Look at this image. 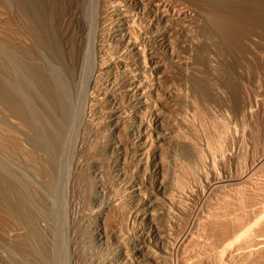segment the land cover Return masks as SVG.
I'll list each match as a JSON object with an SVG mask.
<instances>
[{
	"label": "bare ground",
	"instance_id": "obj_1",
	"mask_svg": "<svg viewBox=\"0 0 264 264\" xmlns=\"http://www.w3.org/2000/svg\"><path fill=\"white\" fill-rule=\"evenodd\" d=\"M259 1L261 0H182V2L176 0H100L96 1L97 3L94 1L95 5L92 7L93 0H91L90 10L91 12L95 11L96 14L95 33L92 35L93 39H91L90 44L92 56L88 69L85 51L81 56L82 59L76 60L79 63L75 67L77 68V81L75 84L72 81L75 85H73V92L69 89L73 87L69 81L65 82L68 83L66 86L62 82L63 79L61 81L59 78L56 79L49 70L47 74L45 72V76L39 74L42 73L40 72L41 69L35 70L37 68L33 66L34 69L31 66L32 63H29V58L28 60L24 59V62L22 53L28 54L29 52L30 54L31 46L26 45L29 47V51L24 46L25 44L23 45L26 43L25 38L27 37L21 33L23 27H20L23 17L22 12L17 9L18 12L16 11L15 17L13 16L16 25H12L11 51L6 50L7 47L2 45V43L5 44L3 41L6 39L2 42L0 40V205L8 212L7 215L9 216L5 213L4 215L6 217L12 216L16 222V226L11 222L16 227L13 229L12 235H15L17 239L22 234L25 236L23 240L25 239L26 243L21 238L26 246L21 247L22 250L24 248L22 252L27 249L28 253L35 249L40 255L43 251L38 248L40 245L47 250V264H55L57 254L55 241L61 237L60 233L57 232L58 223L61 222L60 226L63 225L61 213L64 212L65 220L71 230L70 242L75 258L78 257L79 253V228L84 216L96 215L97 241L118 243L106 257L89 264H166V261H170L171 264H178V262L188 264L190 259H194L191 264H254L250 261L264 256V196L262 197L260 194L263 188L261 184L254 182L247 186L250 189H246L243 187V177H232L230 173L233 167L221 160V145L218 153L216 151L210 159L206 160L199 145L192 141L190 144L187 143L191 145L192 151L190 152L185 146L186 143L185 145L180 144L181 140L177 137L178 134L176 135L174 132L176 128L174 129V126L173 128H171L172 126L168 127L170 120L173 121L175 127L179 118L178 122L187 121L185 118V120L181 119L182 115L178 119V116L171 118L173 107L178 99L182 98L191 104L201 117L204 116L203 111L208 109L206 107H210L211 103L214 102L209 100L210 95H213L211 98H217L221 106L224 89H228L226 84L221 86L222 81L218 80L219 82L216 81L215 87L211 86L213 89L209 87L215 92L209 94L208 92L211 90L207 91L208 89H205L202 82L189 76L190 73L195 74L193 73L194 70L197 72L199 69L197 66L200 65L199 62L197 66L195 65L197 64L195 49L196 51L198 49L196 29L201 23V17L208 21L210 25L208 26L210 30L212 29L213 35L219 38L223 34L222 36L228 39L233 32H235L234 36L237 33H239L238 36L242 33H251L250 43H248L257 46V48H264V23L261 22V19L258 20L260 17L256 16L257 11L252 8V5H258ZM248 5L251 6V9ZM22 20L25 22L24 28L30 33L29 36L36 35L35 38L39 36L41 31H38L39 26L36 25V28L32 23H27L25 19ZM206 22L202 21L207 25ZM12 24L14 23L12 22ZM1 32H3L2 29H0ZM47 38L51 40L49 37ZM26 44L29 45V43ZM79 47L77 50L80 49ZM65 48L67 49V47ZM47 49L50 53L53 50L50 45ZM62 50L64 51V49ZM73 50L75 51V49ZM53 55L55 56V54ZM208 56L209 60H206L208 62L206 65L212 69L216 68L217 55ZM208 56L206 57L208 58ZM42 57L44 56L42 55ZM77 58L79 59V57ZM70 62L72 61H69L68 64ZM39 63L41 62L39 61ZM49 67L52 70L55 66ZM4 68L8 69L10 78H7L8 72L6 74ZM261 68L263 71V62ZM204 70L206 71V69ZM176 72H184L183 78L181 77L182 80L178 79L180 82L176 80L178 83L172 80ZM74 73L76 74V71ZM32 74L35 75L37 82L42 81L44 97H40V93L39 96L35 97L37 91L34 89L32 93L36 99L27 95L30 94L33 87V83L30 84L33 81L30 82L28 78ZM73 78L70 77V79ZM221 87H224L223 90ZM37 99L40 101L39 103H42L39 106L43 109L37 107V104L36 106L35 104L32 105L31 101ZM184 105L186 106V104ZM232 112L237 113L234 109ZM210 114L212 115V113ZM239 114L242 117L250 118L252 110L249 108L240 109ZM102 128L112 129L115 133L113 139L110 138L111 141L105 142L106 145L103 144L104 141L102 142L107 148L106 151H110L115 156L113 158L115 164L112 165L115 167H112L114 168V172L112 171L113 181L107 190V187L103 190L97 186L98 183L95 185L99 192H97V188H89L91 191H89L88 200L83 201L85 204L82 202L81 208L78 200V204L77 202L75 204L79 205L78 208L74 205L75 202L72 203V200L74 201L80 192L77 185L79 179L77 178L89 169L85 170L88 166H82L84 158L80 162L77 160L79 158L77 154L76 161L73 159L72 162L69 159L71 156L69 155V158L66 156L69 154V150H73L74 153L72 152V154L77 153L75 151L81 152L83 150L82 152H84V149H87L86 145H88L85 142V139L88 138H86V134L87 136L89 134L88 131L98 133ZM111 133L112 131H110ZM93 138L95 139V137ZM183 140L185 141V139ZM189 141L187 139V142ZM179 146L182 148L181 150H178ZM167 150L170 151V155L177 157L175 159H178L177 165L181 170H178L180 174H177L176 182L172 184L171 188L167 186L163 177L165 159L168 157ZM231 155L232 153L226 155V159H229ZM66 158L71 164L74 161L72 168H70ZM107 163L110 164L109 161ZM41 167L45 174V179L43 178L45 192L40 195L37 193V195L38 198L44 195V202L39 199L45 204L41 203L44 206L42 208L39 205L36 207L31 198V193H33L31 191L37 186L35 175ZM83 167H86L84 171H82ZM89 167L91 168V166ZM99 169L101 170L100 166ZM109 169L112 170L110 166ZM93 170L95 171V169ZM90 171L94 173L92 170ZM90 171L88 173L92 175ZM105 173L110 172L105 171ZM85 174V178L89 176ZM90 178H86V181L88 182ZM98 179L96 181L100 180ZM91 180L89 181L90 184L94 183ZM226 181L234 184L235 193L229 196L223 195L222 199L220 194V196L217 195L214 204H220L217 208L221 211H215L211 204H207L206 211L202 209L200 211L201 216L195 219V224H192L194 216L189 213V210L195 209L205 199V196L212 192V189ZM84 185L85 190L87 187ZM87 192L86 196L89 193ZM33 194H35V190ZM101 195H104L105 198ZM102 198H104V203ZM37 202L36 204H38ZM177 202L184 203L185 206H179ZM64 205H66V209ZM34 217L35 219L38 218V223L35 222V224L37 223V228L36 226L35 228L38 231L34 228ZM110 218L111 221L108 225L107 221ZM183 226L185 233H190L191 237L194 235L203 245L201 247H205V250L200 247L188 253H186L187 250H182L181 254L172 250L169 243L174 240V231ZM21 227L25 232L21 230ZM61 228L63 227H59V230ZM38 232H42L44 235L43 237L41 234L43 240L40 239L42 237ZM58 235L60 236L58 237ZM239 235L242 242L237 240ZM32 238L37 239V244ZM17 239L15 240L17 241ZM21 240H18L19 243H22ZM19 245L17 243V247ZM15 246L13 244L12 247ZM14 249L12 250L14 251ZM24 254L26 255V252ZM30 255L29 253L27 257ZM24 259L26 258L22 260ZM27 261L29 264V260ZM14 262L11 263L19 264L18 261ZM256 263H258L257 260Z\"/></svg>",
	"mask_w": 264,
	"mask_h": 264
},
{
	"label": "rangeland",
	"instance_id": "obj_2",
	"mask_svg": "<svg viewBox=\"0 0 264 264\" xmlns=\"http://www.w3.org/2000/svg\"><path fill=\"white\" fill-rule=\"evenodd\" d=\"M94 1H95V3H97L96 1H100V0H93L92 7H93V5H95ZM176 1L182 2V0H176ZM90 2H91V0H88V1L87 0H26V1L21 0V2H20V0H0V29H2L3 32L6 31V32H4L6 36L10 35V36H8V38H5L6 36L3 34V32H1V33L5 37H3L2 34L0 33V36H2V37H0L1 42L6 39L5 41H3L5 44L2 43V45L3 46L5 45L7 47V48L5 47L6 50L11 51V49H10L11 41L10 40L12 38V33H11L12 32V25L13 26L16 25V20L14 19V17H15V12L18 9V11L22 12L21 13L22 17H23V18L21 17L22 19H25V21L27 23H32L33 25H35V27H36V25H37V27L39 26L38 31L41 30L39 32V36H37L36 38L34 37L36 35L29 36L30 33H28L26 31V28H24L25 22H24V20L21 19V21H23V22L21 23V27H20V25H19V27L20 28L23 27L22 31L23 30L24 31L23 32L21 31V33L24 34L23 35L24 37L25 36L27 37V38H25L26 43H29V45L26 43H23V45L25 44L24 45L25 47L31 46L30 47L31 51H30L29 47H27L29 49L31 55L29 54V52H28V54L22 53L23 54L22 55L23 60L24 59L28 60V58H29L28 61H29V63L30 62L32 63L31 66L32 67L34 66L37 68V69H35L33 67L35 70L39 71L41 69L40 72H42V73H39V74L44 75L45 72L47 74V71L49 70V72L51 71L52 74L55 75L56 79L59 78L60 81L63 79L64 81H62V82H64V84L66 86L68 83L66 84L65 82H68V81H69V84L73 86L76 83L75 81H77V78H76L77 68H75V67L79 63L77 61L82 59L81 56H82V54H84V51L86 53V67H87V69H88V65L91 61L92 51H91V45L90 44L92 41L91 39H93L92 35H94L93 33H95V27H96L95 26V24H96L95 15L96 14H95V11L91 12ZM18 3H20V4H18ZM263 4H264V0H261V1H259L258 5H256L257 7L252 5V8L254 10L256 9V11H257L256 16L260 17V18H258V20L260 21V19H261V22L264 23V5ZM52 5L54 8L52 7ZM260 5H261V7H259ZM248 6L251 9V6L250 5H248ZM27 8H30V9H27ZM51 8H53V9H51ZM259 8L261 9V11ZM258 12H260L261 14ZM258 14H260V15H258ZM13 20H15V21H13ZM202 21L205 23L207 20L206 19L203 20V18L201 17V23H199V25L200 24L201 25H200V27L198 25V27H197L198 29H196V31H197L196 37L198 39L197 40V42H198L197 48L198 49H197V51L195 49V52L197 55V57H195L197 64H195V65L197 66L198 62L200 65L197 66V68H199L198 71L196 70L197 72H195V70H194L193 73H195V74L190 73L189 76H191V78L194 80L202 82L205 85V89L206 90L208 89L207 91L213 89V87H215V85H216L215 83L219 82L218 80L222 81L221 86H222V84H226L228 86V89L227 88L224 89L225 90L224 91V97L221 98V106L218 103L217 98H211V97H213V95H210L211 97L209 96L210 97L209 100L211 102L214 101L211 103V106H213V107H211V106L206 107V109L207 108L208 109L206 111L205 110L203 111L204 116H201V117L196 113V110L193 108V106L191 104L187 103L182 98L178 99L177 100L178 102H176V105L174 106L176 108L173 107V113H172L173 115L171 118H175L176 116H178L177 117V119H178L179 116L181 117V115H182L183 118L181 117V119H183V120L187 119V121L185 120V122L184 121L178 122L180 119L179 118L177 120V126L175 127V125H173V123H172L173 121L171 122V120H170L168 127L170 128V126H172L171 128H173V126H174V129L176 128L175 131L173 129L172 130L176 133V135L178 134L177 137L179 138V140H181L180 144L182 143L185 145V143H186L185 146L187 147V150H189L190 152L192 151V148H191V145H188V144H190L191 141L194 142L196 145H199V148H201L202 152L204 153L206 160L210 159L212 157V154L213 153L215 154L216 151L218 153L219 146L221 145V160H223L225 164L231 165L233 167L231 169L230 175L232 177H237V176L243 177V180H242V181H244L243 187H245L246 189H250L247 186L253 184L254 182H259L261 184V186L263 187L262 191L260 192V194L263 197L264 196V72H263L264 69H263V71H261V69H262L261 64H262V62L264 63V48L258 47L259 48L258 49L257 46L249 44L250 43L249 37H251V33L250 34H248V33L243 34L242 33L243 36L240 34L239 35L241 37L240 38L237 35L239 33H237L234 36L233 34H235V32H233L231 37L233 36L234 40L231 39V37H229L228 39H227V37H225L226 38L225 39L224 36H222L223 34H221V38H219V37L213 35L212 29L210 30V28H209L210 25L208 24V21L206 22L207 25L202 23ZM12 22L14 24H12ZM75 23H77L78 25L77 24L75 25ZM10 24H11V26H10ZM22 24H23V26H22ZM79 25H80V27H79ZM25 33H26V35H25ZM40 33H41V35H40ZM43 33H45V34H43ZM79 36H80V38H79ZM236 36H238L239 38ZM31 37H34V38L32 39ZM47 37H49V39H51V40H48ZM238 39H240V40H238ZM241 40L243 41V43ZM67 41H69V42H67ZM88 42H89V44H88ZM235 42H238V43H235ZM64 43L67 44L68 46H66ZM68 43H71V44H68ZM74 43L76 46L73 45ZM44 45L45 46L47 45L46 48ZM49 45H50V48L52 47V49H53V50H51V53L47 49V47H49ZM59 45H60V48H59ZM61 45H62V47H61ZM79 45H80V47H79ZM86 45L90 46V47L86 48L87 47ZM65 47H67V49ZM77 47H79L80 49L77 50ZM61 48L64 49V51ZM73 49H75V51ZM10 51H8V52H10ZM68 51L70 52L69 54H68ZM59 52L62 54H60ZM52 53L55 54L56 57ZM74 53L76 54V56L78 55L77 57H79V59L75 56ZM42 55L45 58L42 57ZM208 55H211V56L217 55L216 60L218 63L216 65V68H214L215 70L212 69L209 65H206V64H208L207 61L209 60ZM68 56H70V58H68ZM206 56H208V58ZM58 57H60V58H58ZM71 57H72V59H71ZM73 58H76V59L74 60ZM55 59H57V60L55 61ZM68 60L72 61V62H70L68 64V62H69ZM39 61L41 63H39ZM48 61H50V62H48ZM24 62H25V60H24ZM73 63H75V64H73ZM37 64H38V66H37ZM48 64H49V66H55V67H53L55 69L53 70V68H52V70H51L50 67L48 66ZM50 64H52V65H50ZM252 68L254 69L255 72L252 71L253 70ZM259 68H260V70H259ZM67 69H68V71H67ZM204 69H206V71ZM217 69H219V70H217ZM4 70H5V73L7 74L8 69L4 68ZM70 70H72V71H70ZM75 71H76V74L74 73ZM62 72H64V73H62ZM66 72H67V74H66ZM68 72L69 73L71 72V74H69ZM199 72H200V75H199ZM183 75H184V72H182V73L176 72L174 74V76L172 77L173 82H176V80L180 82V80H178V79H181V77L183 78ZM216 75L218 76V78ZM7 76H8L7 78H10L9 72H8ZM68 76H70L71 78H73V77L74 78L70 79V77H68ZM212 76H213V78H212ZM28 78H29L30 82H31V80L33 81L30 83V84L33 83V85H32L33 87H32V91L30 92L31 95L30 94H27V95H29L32 99H34L36 96H39L38 94L40 93V97H44V91L42 90V81L40 80L41 83L37 82L35 75H33V74L30 75V77H28ZM72 81H74V84ZM176 83H178V82H176ZM83 84H84V82H83ZM70 85H68V87H71ZM74 86L69 88L72 92H73ZM211 86H213V87H211ZM222 88H224V87H221V89ZM33 89L35 91H37L35 97H34V93H32ZM71 91H70V93H72ZM213 91L215 92V90H213ZM213 91L211 90V92L209 91L208 93L212 94ZM31 98H29V99H31ZM215 99H216V101H215ZM36 101H38V102H36ZM31 102H32V105L35 104V106H36V104H37L38 105L37 107H39L40 109H43L39 106V104H42V103H39L40 101L38 99L34 100V101L32 100ZM180 102L182 103L183 106L181 105ZM183 103L186 104L187 108ZM214 103H216V105H214ZM184 106H185V108H183ZM250 106H251V108H250ZM212 108L214 110H211ZM217 108H218V110H217ZM219 108H221V109H219ZM245 108H249L250 110H252V114H251L250 118L242 117V115L239 114V110L245 109ZM233 109L236 110L237 113L232 112ZM209 111H212V112H209ZM177 112H179V113H177ZM210 113H212L213 116ZM213 113H215V114H213ZM184 115H185V117H184ZM206 117H208V118H206ZM182 123H184V124H182ZM179 124H181V125H179ZM110 131H112L111 134H110ZM99 132L98 133L100 135L97 132L88 131V133H89L88 136L86 134V138L87 137L88 138H87V140L85 139V142L88 145H86L87 149H84V152H82L83 150L82 151L80 150L81 152L75 151L77 153L72 154L73 150H69L70 152L66 156L68 158L71 156L69 158L70 161L73 159H75L74 161H76L77 155H78L77 157H79L77 160H80V162H82L81 159L84 158V160H83L84 164L82 163L83 164L82 166L85 165L86 167L87 166L88 167L87 168L85 167L86 169L83 167L82 171H84V169L85 170L89 169L88 171L92 170V172L95 173V174L91 173V171H90V174H92V175H89L88 171H85L86 174L83 172V173H81V176H79L77 178V179L81 180V181L77 180V185L80 189V192L78 195H76V197L74 198V201L72 200V203L75 202L74 203V205H75L77 202V204H78V200H79L80 208H81L82 204L84 202H86V199L88 200L87 197H88V195H90L89 191H91V190H89V188L95 189V188H97V186H99V187L103 188V190H104V188L107 187L106 188V190H107L110 183H112V181H113V178H112L113 175L112 174L114 172L113 169L115 167L112 165L115 164V162L113 161L114 160L113 158L115 156L110 151L107 152L106 151L107 148L104 145H106V143L109 142L110 138H111V140L113 139L115 133L112 129L108 130V129H103V128H102V130L100 129ZM90 133H91V135H90ZM94 133H97V134H94ZM101 135L103 136V138ZM106 135H108V136H106ZM99 136L101 139L98 138ZM93 137H95V139ZM89 138H90V141H89ZM104 138L105 139L107 138L108 141L107 140L105 141ZM183 139H185V141ZM187 139L190 141L187 142ZM179 140H178V144H179ZM94 141L95 142L97 141V142L95 143ZM89 142L91 143V145ZM102 142H103V144L105 142L106 143L103 145ZM181 149L182 148L179 146L178 150H181ZM176 152H178V151H176ZM82 153H83V155H81ZM103 153H105V154H103ZM230 153H232L231 157L229 159H226V155H228ZM111 154H112V156H111ZM74 155H75V158H74ZM167 155H168V157H166V159H165L163 177H164V181L167 183V186L169 188H171L172 184H175V182H176L175 179H177V174L179 175L181 170L179 169V166L177 165L178 159L177 160L175 159L177 157H173L172 155H170V151H168V150H167ZM68 158H66V160ZM103 158H104V160H103ZM69 159H68V164H70V168H72L74 161L71 164V163H69ZM96 160H97V162H96ZM108 161L110 163L109 165L107 163ZM98 163H100V164H98ZM106 164H107V166H106ZM98 165L100 166L101 170L99 169ZM89 166H91V168ZM96 166H98V167H96ZM109 166L112 170L109 169ZM104 167H105V169H104ZM112 167H114V168H112ZM93 169H95V171ZM107 169H109V170H107ZM235 169H236V171H235ZM97 170H99L100 172H98ZM178 170H180V171H178ZM38 171L39 172L37 173V175L34 174L37 178V180H36L37 186H36V189L35 188L32 189L31 192L34 193V190H35V194L31 193V198L33 200V203H35L34 205L36 207L39 205L42 208V207H44L43 205H45L43 203L45 201L43 198L44 195L43 196L41 195V198H38L39 197L38 195H40L42 192H45V189H44L45 185H43V184H45V182H44V179H45L44 175L45 174H44V169L42 167ZM105 171L107 173L109 171L110 173L106 174ZM96 172H98L99 174L98 173L96 174ZM41 173H42V175H41ZM84 174L89 175V176H86V178H90V176H91L90 179H92L91 182H94V183H92L93 185L90 184V182H89L90 179L88 180V182L86 181ZM100 174L102 175V178H100L101 177ZM98 175H100V176L98 177ZM82 176L85 180L84 179L82 180ZM92 176H93V178H94V176H96V177L93 179ZM103 176H105V177L103 178ZM80 177H81V179H80ZM96 179H98L99 181H96ZM104 179L106 182L104 181ZM102 181H104V182H102ZM107 181H109V184H107ZM99 182L102 185H100ZM86 183H88V184H86ZM97 183H98V185H97ZM38 184H39V186H38ZM81 184H82V186H81ZM83 184H85L84 186L87 187V188H85V190H84ZM234 187H235L234 184H231L230 182L226 181V182H221V184L219 186L212 189V192L207 194L205 196V199L202 200L200 202V204L198 206H196L195 209L191 208L189 210V213L192 216H194V222H192V224L193 223L195 224V219H197L201 216L200 211L202 209L204 211H206V208H207L206 205L207 204H211L214 207L215 211H221V209L217 208V207H219L220 204H214L217 200V197H218L217 195L220 194L221 199H222L223 195H226V196L232 195L235 193ZM86 189L88 190L89 193L87 192ZM82 190L84 191V193ZM85 191L88 193L87 196H86ZM97 192H99V189ZM37 193H38V195H37ZM80 193H83V194H80ZM92 194H93V192H92ZM32 195H33V197H32ZM79 195H80L79 198L80 199L82 198L81 199L82 201L78 198ZM94 195H96V194H94ZM83 196H85V197H83ZM101 197L105 198L104 195H101ZM104 198H102V202H103ZM36 199H38V200H36ZM39 199H41L43 202L40 201ZM76 199H77V201H75ZM35 201L36 202L39 201L40 203L37 202L38 204H36ZM100 203H101V201H100ZM178 204H179V206H185L184 203L183 204L178 203ZM79 205L78 206L75 205V206H77L79 208ZM64 206L66 209V205H64ZM4 213L6 215L8 214V212H6L2 208V205H0V264H8V263L10 264L12 261H15V262L18 261L19 264H22L23 262L25 264H28L27 260H29V264H47V262H46L47 261L46 255H48V254H46L47 250L44 247L43 248L40 247V245H38L39 246L38 248L39 249L41 248L45 252V254L42 251V253H40V255H39L35 251V249H33V251H30L27 253L26 248H25L26 249V251H25L26 255L24 254L25 252H22V251H24V248L22 250L21 247H26L24 245V243H26V241H24L25 239L23 240V237H25V236L22 234L17 239L15 237V235H12L13 229L16 228L15 227L16 222L12 216L6 217V215H4ZM61 215L63 216V225H61L63 228H61L60 229L61 231H60L59 227H61L60 224H62V223L61 222H60V224L58 223L57 232L60 233L61 237L59 239H56V241H55V248H56V252H57L56 258H55L56 259L55 264H89L90 262L92 263V261L95 262L97 260H100V259L106 257L109 254L110 250L118 245L117 242L108 243V242L97 241L96 232H95L96 231L95 221L97 219L96 215L92 214V215L84 216L83 220L80 223V228H79V237H80V239L78 241L79 242L78 243L79 253H78V257L75 258L72 254L73 246L70 242V233H71V230L69 229L70 226H69L68 222L65 220L66 217H65L64 212H62ZM7 216H9V215H7ZM37 219L38 218L35 219V217L33 219L34 220V228H35L36 224L38 223ZM36 221H37V223L35 224ZM110 221H111V218L108 219V221H107L108 225L110 224ZM245 221H246V219H245ZM11 222H13V224L15 226ZM160 223H162V220H160ZM188 224H189V222H188ZM17 227H19V226H17ZM36 228H37V226H36ZM21 230L24 231L22 227H21ZM36 230L38 231V229H36ZM39 232H40V230H39ZM170 232H172V231H170ZM129 233L132 234V232H130V231H129ZM39 234L41 236L42 232ZM239 234L241 235V233H239ZM60 235H58V237ZM171 235L173 236V233H171ZM174 235H175L174 240L172 239L173 241L171 243H169V246H172V250L175 252H180V254H181L182 250H187L186 253H188V252H191L192 250L199 249L201 246H203L196 239V237L194 235H192V237H191L190 233H185V227L184 226L178 230H175ZM240 235L237 237V240L242 242ZM12 236H14V237H12ZM42 236L44 237L43 234H42ZM184 236H186V237L183 238ZM9 237L13 238V240H11V238H9ZM43 237L40 239L43 240ZM14 238L17 239V241ZM21 238H22L24 243L22 242ZM19 239L21 240L20 242H22L23 245H22V243H19V241H18ZM32 239L35 240L34 243L37 242L36 238H32ZM15 241H16V246H15ZM17 243L21 245V246L19 245V247H20L19 250H18L19 247H17ZM13 244L15 247H12ZM36 244H34V246H36ZM42 244H44L43 241H42ZM16 247H17V249H16ZM13 248H15L14 251L12 250ZM201 249L205 250V247H203V248L201 247ZM15 250L17 251V253ZM20 250H21V252H20ZM31 252H33L34 254ZM21 253H22V255H21ZM29 253L31 255L29 257H27L29 255ZM35 253H37V255H35ZM12 254L15 257H13ZM18 254H19V257H17ZM262 257H264V256H260L261 260L263 261L264 259H262ZM23 258H26L27 260L26 259L22 260ZM257 258H254V259L251 258L253 260L250 262H253L255 264L256 260H257L258 263H256V264H259V262L261 260H260V258H258V259ZM20 259H21V262H20ZM192 260H194V259H190L188 264H191ZM8 261H11V262H8ZM172 261H173V258H172ZM262 261L260 262V264L264 263V261L263 262ZM11 264H13V263H11ZM166 264H171V262L166 261ZM178 264H180V263L178 262ZM249 264H251V263H249Z\"/></svg>",
	"mask_w": 264,
	"mask_h": 264
}]
</instances>
